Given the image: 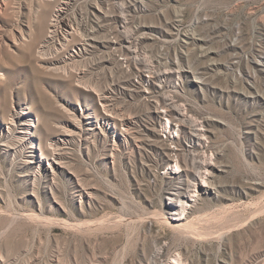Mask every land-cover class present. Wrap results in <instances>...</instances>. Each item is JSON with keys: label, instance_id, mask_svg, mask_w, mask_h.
<instances>
[{"label": "rangeland", "instance_id": "1", "mask_svg": "<svg viewBox=\"0 0 264 264\" xmlns=\"http://www.w3.org/2000/svg\"><path fill=\"white\" fill-rule=\"evenodd\" d=\"M69 1L0 0V264H264V0Z\"/></svg>", "mask_w": 264, "mask_h": 264}, {"label": "bare ground", "instance_id": "2", "mask_svg": "<svg viewBox=\"0 0 264 264\" xmlns=\"http://www.w3.org/2000/svg\"><path fill=\"white\" fill-rule=\"evenodd\" d=\"M69 0H63V6H59L60 8L58 9V11H62L63 13L65 12V9L66 7H64V5L66 4H69ZM57 15H58V12H57ZM62 15V13H61ZM59 17V16H58ZM63 19V18H62ZM67 19V18H66ZM56 21V22H55ZM57 18L56 19H52L51 21V26L54 28L56 26V23H57ZM68 21V19H67ZM65 23V22H64ZM60 24V23H59ZM58 28V27H57ZM65 28V27H64ZM63 28V29H64ZM83 28V27H82ZM67 29V28H65ZM56 30V28H55ZM62 30V29H61ZM87 30H90V29H86V35H88V31ZM57 32V31H56ZM91 32H92V29H91ZM84 34V33H83ZM85 36V35H84ZM91 36V35H89ZM93 36V35H92ZM98 36V35H96ZM85 37H83V40H84ZM95 38V37H94ZM96 39V38H95ZM98 39V38H97ZM92 41V40H91ZM89 42H90V39H89ZM47 43V42H46ZM83 43V42H82ZM89 45V43H88ZM93 45V44H92ZM87 46V45H86ZM91 47V46H90ZM132 51V50H131ZM81 55V54H80ZM129 56V55H128ZM132 57V56H131ZM132 59V58H131ZM135 60V59H134ZM165 102V108H171V109H174V110H177L178 113L180 114V117H177L178 121L180 123H188L190 124V126L192 125L193 128L194 126L195 127V130H196V133L198 135L199 138H196L198 139L199 141L202 140V136H203V128L200 129L199 128V121L198 123H196V121L193 119H191L189 122L187 121L188 120V116H186V113L184 112V110L182 108H180L179 105H177L176 103L173 102V100H170V99H166L164 100ZM104 106V105H103ZM24 113V111H19V112H13L11 113V118L9 120L8 123H11V124H14V122L16 121H19L20 119V116ZM31 120H27L26 123L23 124V126H20L18 131L19 133H21L19 135V141L18 142H24V143H27L25 140L28 139V135L32 134L31 132V129H33V124L30 122ZM21 124V123H20ZM201 125V124H200ZM9 128L11 129V127L9 126ZM0 129H4V126H2L0 124ZM10 131V130H9ZM14 131V130H13ZM193 131V130H191ZM11 132V131H10ZM194 135V134H193ZM70 136L69 132H64L62 133L60 136L56 137L55 139V142L52 144V147H50V150H49V153L48 155H46L45 153L42 155V158L43 159H47V164L44 162H41L40 163V166L43 168L44 171L46 170H52L54 169L55 167V164H60L62 163L63 161H61L62 159V156H61V151L60 149L65 146V144L68 143V137ZM195 136V135H194ZM204 138V137H203ZM197 140V141H198ZM19 144V143H18ZM64 148V147H63ZM63 151V150H62ZM170 152V151H169ZM168 152V153H169ZM63 155V154H62ZM171 157L169 159L170 161V164H172L173 162L171 161ZM174 160V159H173ZM175 163V162H174ZM193 164V163H192ZM210 158H208L207 156H204V157H201L200 159L198 160H194V166L196 168H198L196 171H197V176H196V180L197 182L195 183V185H193L194 188H191V184L188 185V189L186 191L185 194H180L181 197L180 199L176 200L174 199V196L176 193H172L170 194V197L169 199L172 200V203H171V206L169 207V211L167 212V214H165V218L168 219L171 223V225L175 228H180L182 227V223L180 222L181 218L183 217L187 207H192L193 206V202L196 201L195 198H197V195H199V191H200V185L201 186H205V187H210V188H215L214 187V184H213V180L212 179H209L207 176H206V171H207V166L210 165ZM61 165V164H60ZM173 166V165H172ZM194 168V167H192ZM195 169V168H194ZM174 173H176V171H173ZM206 173V174H205ZM173 201H176L175 203ZM159 250V249H158ZM157 251V250H156ZM161 251V250H160ZM159 251V252H160ZM179 260V259H178Z\"/></svg>", "mask_w": 264, "mask_h": 264}]
</instances>
